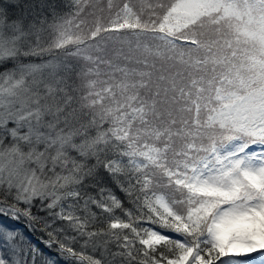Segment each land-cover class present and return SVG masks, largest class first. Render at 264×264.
Here are the masks:
<instances>
[{
	"label": "snow or ice",
	"instance_id": "obj_1",
	"mask_svg": "<svg viewBox=\"0 0 264 264\" xmlns=\"http://www.w3.org/2000/svg\"><path fill=\"white\" fill-rule=\"evenodd\" d=\"M0 264H264V0H0Z\"/></svg>",
	"mask_w": 264,
	"mask_h": 264
}]
</instances>
